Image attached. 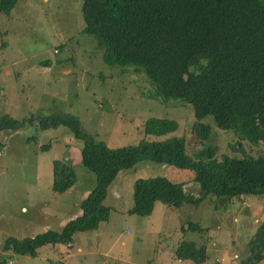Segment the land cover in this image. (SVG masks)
Segmentation results:
<instances>
[{"label": "rangeland", "instance_id": "1", "mask_svg": "<svg viewBox=\"0 0 264 264\" xmlns=\"http://www.w3.org/2000/svg\"><path fill=\"white\" fill-rule=\"evenodd\" d=\"M81 8L82 0H18L9 14L0 12V116L69 113L109 147L148 138L144 121L160 116L176 120L173 134L185 137L189 154L201 148L191 128V105L156 97L131 69L107 66L96 39L81 32ZM207 142L219 158L264 155V142L253 144L213 126ZM80 149V139L62 126L42 130L35 121L0 132V255H8L6 264H192L175 257L183 241L207 246L206 261L212 264H240L248 256L247 245L264 220V194L231 201L208 196L198 206L158 202L148 216L129 214L138 178L163 176L193 187L191 171L148 160L118 172L103 202L108 218L96 230L76 232L62 247L43 245L35 256L3 252L6 238L58 231L79 211L96 184L81 165ZM54 159L76 169L75 184L63 193L51 189ZM190 221L213 231L217 247L204 231H183ZM217 249L224 252H212Z\"/></svg>", "mask_w": 264, "mask_h": 264}, {"label": "trees", "instance_id": "2", "mask_svg": "<svg viewBox=\"0 0 264 264\" xmlns=\"http://www.w3.org/2000/svg\"><path fill=\"white\" fill-rule=\"evenodd\" d=\"M17 1L0 0V12L9 14ZM81 11V32L96 39L107 66L131 69L156 97L191 105V128L201 148L189 154L185 137L173 134L176 120L160 116L144 121L148 138L119 147H109L83 131L79 118L69 113L20 119L0 116V132L35 121L42 130L66 127L81 141V165L96 177L95 186L80 202L81 214L58 231L8 237L2 251L35 256L43 245L62 247L72 243L76 232L96 230L108 218L110 208L103 202L110 183L119 171L143 160L191 171L193 187L190 190L184 182L163 176L138 178L133 182L129 214L148 216L158 202L198 206L208 196L231 201L264 194V155L219 158L207 142L212 126L253 144L264 142V0H82ZM75 182V166L54 159L52 191L63 193ZM182 230L203 232L205 228L190 221ZM247 250L240 264L264 260V220ZM175 257L204 264L207 251L183 241ZM7 258L0 255V264H6Z\"/></svg>", "mask_w": 264, "mask_h": 264}, {"label": "crops", "instance_id": "3", "mask_svg": "<svg viewBox=\"0 0 264 264\" xmlns=\"http://www.w3.org/2000/svg\"><path fill=\"white\" fill-rule=\"evenodd\" d=\"M189 184V183H188ZM73 187V186H72ZM89 192V191H88ZM88 192L86 193V194H88ZM85 194V195H86ZM84 198V197H83ZM81 202V201H80ZM78 212V213H77ZM76 213H75V215L73 216V217H75V216H77V215H79V214H81V209H80V207H79V211H77ZM72 217V218H73ZM234 219H236V218H234ZM204 227V226H203ZM205 228V230H204V234H205V236L208 238V242L209 241H212L211 242V245H213V246H215V247H217V242L214 240L215 239V237L214 236H212V233H213V231H212V233H210V231H209V229L207 228V227H204ZM219 229V225H216L215 226V231L217 232V230ZM211 230V229H210ZM215 232V233H216ZM207 234H208V236H207ZM73 238H74V236H73ZM205 247V246H204ZM207 247V246H206ZM205 247V248H206ZM77 250H80L79 248L77 249ZM206 251H207V248H206ZM217 251H220V252H224V251H222V249L221 250H213L212 252H217ZM207 253H208V251H207ZM207 256H208V254H207ZM233 257H236V259H237V255H233ZM218 259H215L214 258V261H217ZM220 260L222 261V262H226V263H228V258L226 259V257H222V258H220ZM204 264H212V261H206Z\"/></svg>", "mask_w": 264, "mask_h": 264}]
</instances>
